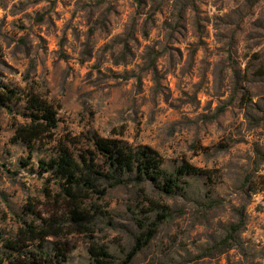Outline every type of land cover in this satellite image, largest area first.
<instances>
[{
  "label": "rangeland",
  "instance_id": "obj_1",
  "mask_svg": "<svg viewBox=\"0 0 264 264\" xmlns=\"http://www.w3.org/2000/svg\"><path fill=\"white\" fill-rule=\"evenodd\" d=\"M0 234L63 264L122 262L156 213L169 217L126 264H264V0H0ZM31 95L57 126L36 137ZM96 134L200 168L166 194L149 181L88 190L77 225L42 162ZM242 221L239 229L232 225ZM41 230V231H40ZM36 255V253H34ZM6 264V261H4Z\"/></svg>",
  "mask_w": 264,
  "mask_h": 264
},
{
  "label": "trees",
  "instance_id": "obj_2",
  "mask_svg": "<svg viewBox=\"0 0 264 264\" xmlns=\"http://www.w3.org/2000/svg\"><path fill=\"white\" fill-rule=\"evenodd\" d=\"M15 89L7 88L2 101L18 98ZM28 114L31 123L18 128L20 135H29L33 138L40 133L50 131L57 126V117L50 104L41 100L36 95L27 99ZM93 150H84L75 155L68 148H62L56 156L42 162L45 171L50 170L62 180L61 190L68 196L72 203L70 217L77 224L88 220V212L84 210L79 198L84 197L88 190L105 193L106 187L98 190L99 182L104 181L108 186L124 184L130 181L142 183L149 181L166 194H172L181 189L183 176H197L203 171L184 161L175 168L163 166V160L159 153L146 145L132 146L119 139L103 137L94 134L91 138ZM169 217V213H156L154 218L146 223L138 219V224L144 229L135 237L131 250L126 258L118 264L128 263L134 255L147 245L156 234L159 224ZM242 221L231 226L233 230L240 228ZM41 231V230H40ZM38 230L34 226L26 224L24 230H20L17 238H3L0 234V264H63L64 254L56 247V261L53 262L47 252L42 249L33 252L23 249L21 235L30 234L36 236ZM93 264H114L110 260L109 252L100 246H91L89 249ZM36 253V255H34Z\"/></svg>",
  "mask_w": 264,
  "mask_h": 264
}]
</instances>
